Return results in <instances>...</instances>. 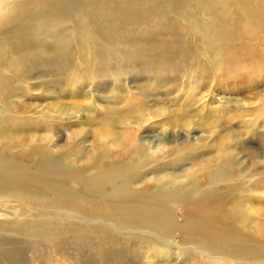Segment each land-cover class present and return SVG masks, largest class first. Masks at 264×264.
<instances>
[{"label": "bare ground", "instance_id": "1", "mask_svg": "<svg viewBox=\"0 0 264 264\" xmlns=\"http://www.w3.org/2000/svg\"><path fill=\"white\" fill-rule=\"evenodd\" d=\"M0 26V198L51 218L0 220V236H67L94 251L119 250L122 264H150L168 256L179 233L186 264H264V207L255 205L264 196V0H0ZM243 80L262 86L254 104L235 115L206 105L193 112L195 98ZM82 85L85 97L126 96L101 111L90 141L68 130L60 144L53 104L34 120L23 116L30 103L16 104V96L63 86L79 97ZM156 92L181 96L176 110L149 105ZM32 123L42 126L38 136L18 131ZM157 125L207 136L174 132L154 147L145 139ZM185 160L184 173L165 174Z\"/></svg>", "mask_w": 264, "mask_h": 264}, {"label": "rangeland", "instance_id": "2", "mask_svg": "<svg viewBox=\"0 0 264 264\" xmlns=\"http://www.w3.org/2000/svg\"><path fill=\"white\" fill-rule=\"evenodd\" d=\"M8 15H10V14H8ZM63 22H66V21H63ZM2 29L3 28L0 26V32ZM147 44L153 45L155 47H157L159 45L157 43H152V42H147ZM42 78L39 77L37 79L38 82H36V85H39L40 82H45V78H43V79ZM256 82L253 84H250L249 81L243 80V81H237V83H235V84L234 83L230 84L228 86V88L221 87L219 89H214L213 92L210 95L206 96L204 99H202V102H200V103H198L199 98L198 97L195 98L196 104L194 105L193 104L194 102H193L191 104L192 105L191 108L194 112L195 110L201 109L203 105L207 106V110L213 109V108L218 109V107H220L219 110L220 109H227L228 111H230V113L235 115V113H238V110H239V112H241L240 111L242 109L241 106L245 107V105H252V104H254V102H256L255 101L256 100L255 97H256V93H257L256 91H259L262 88V86H260L259 84H256ZM130 85H131V89L135 90V88H134L135 85L131 84V83H130ZM86 88L87 87L82 85L79 89H77V91L79 92V94H78L79 97H74L72 95V93L74 91L72 86H63L61 88L58 87L57 89H50L49 91H51V92L55 91L54 94H52V95L49 94V92H48V94L44 93V94L39 95L35 91L36 93H33V95L31 93H28L25 96L24 95L16 96L15 100L16 99L18 100V101H16V104L22 105V103H25L26 105H29V103H30L34 112L32 110V112L30 113L31 116L29 114H26V113H25L26 115L24 114L23 116L27 117V118L32 117L33 120L39 119L41 116L40 114L44 115L43 114L44 112H41L39 114V112L37 110H40L42 107L45 106V104H48V103L53 104L54 108L56 110L54 109V112L48 114V117H49V115L52 116V121H53L52 124H54L56 126H59L61 124L64 125L63 127L59 126V127H61V131L63 134V138H61V140H59L60 144L65 141V138L67 137L66 132H68V130H69V132H73V133L77 132L78 130H82V132L85 131L83 133L88 134V137H89L88 139L90 141V140H92L90 132L95 128V124L98 121L97 118H99L101 116L100 115L101 111L106 110L107 107H109V106H111L109 108H112L113 106L114 107L117 106V108H118V105L120 104L119 103L120 99L118 97L119 96L126 97V96H125L124 92L108 93L106 91V92L102 93L101 95L98 94V95H100L101 99H100V97H98L99 99H97L95 97H91L92 94H90V96L86 95L87 97H85V94L83 92L86 91ZM59 90H62L61 92H59L60 94L61 93L65 94V95L63 94V96H62V97L65 96L64 99L59 100V98H57L59 96L58 95ZM151 95L152 96L146 97V100H149V105H153V108L156 107V109L160 108V109H163L165 111L166 110L173 111V108H174V110H176L177 101H175V99L180 100V98H181V96L175 98L177 95L175 93H170V92L165 94L166 96L160 95L157 92L153 93ZM81 97H83V98H81ZM93 98H95V99L93 100ZM74 102H76V103H74ZM89 103H91L93 105H91ZM157 103H159V104L157 105ZM57 106L59 109L57 108ZM35 107H37V108H35ZM63 107H64V109H63ZM104 107H106V108H104ZM93 108H95V109H93ZM99 109H101V110H99ZM245 109H248V108H245ZM97 110H98V112H97ZM77 112H79V113H77ZM92 112L94 113L93 117L91 115ZM61 113H62V115H61ZM194 114H196V113H194ZM27 115H29V116H27ZM45 115L47 116V113H45ZM216 116H218V115H216ZM64 117H65V119H64ZM160 120H162V118H159L157 121H160ZM236 121L237 120L233 121L229 126H230V129L235 131V133H238L239 131H242L243 129L241 127L242 124L240 122H236ZM221 124L222 123L220 121V123H218V126H224L226 128L228 127V126H226L227 124H224V125H221ZM31 125L33 126V123ZM32 126L31 127L29 126V127L18 128V131L21 134L25 133L27 135V134L31 133V135H32L34 133L36 136H38L39 131L42 130V126H41V128H40V126H36V125L33 127ZM172 129L173 128H167L165 130L164 129L160 130V126L157 125V127H155L154 129H150L151 132H149V134L147 133V136L149 138L145 139V140H147L145 142L149 141L148 143L150 145H153L154 147H157L155 145H160L162 147L163 144H165L166 139H168V137L170 135H172L174 132H175V134H181V136H183L184 139L188 138L192 141H194L200 137L207 136L206 131L204 132L203 129H199V128L196 129V127L192 128L191 129L192 131H190L189 134H187V132L185 130H182V129H177V128H175L173 130ZM34 130L38 133H36ZM158 142H159V144H158ZM240 142L238 145H241ZM245 148H250V146L246 145ZM246 152L249 153L248 150L242 151V153L239 155V158L244 160L245 155L247 154ZM6 156H9V154H6ZM202 156H205V155H202ZM16 158H17V156H16ZM17 160H20V159L17 158ZM163 161H162V163H163ZM190 164H191L190 160H185V163L181 162L180 164L177 163L176 165H174L172 163L168 164L166 167H164L165 171H167V172H165V174L168 176V175L172 174L173 172L175 174H178L179 172L184 173V169H186V167H188ZM246 164H248V159H246ZM150 174H152V173H150ZM150 174L148 175L149 177H150ZM250 176L251 175H249V174L244 175L243 176L244 181H245V179L251 178ZM76 192H78V191H76ZM11 197H13V196H11ZM11 197L9 196L7 199L6 198L5 199L0 198V220H1V222L13 223L15 225L26 224V223L27 224H39L41 222H44L45 220L51 219V218L48 219L45 216H40L41 215L40 213H43L44 210L42 211V209H40L39 207L31 205V204H27L26 202H25V204L21 203V201L18 200L17 198H16L17 199L16 200V199H14V197L13 198H11ZM263 197H262V199L258 198L257 201H255V205L259 206L261 204L264 207V198ZM45 211L47 212L48 216L51 215L50 217H53V215L51 214L52 210L47 209ZM176 219L178 221H183V214L178 212ZM66 222H68V221L66 219H63L60 224H58L56 222H55V224H57L58 226H62L64 224H66ZM74 225H78V223L74 222ZM52 239H53L52 241L51 240L49 241L47 238H43L42 236L30 237L27 235L26 236L14 235L11 232L6 234V235H2V236H0V264H122L123 260H122V258H120L119 250H117L115 248L110 247V249H108L107 247H105L103 250H101L99 252L96 250L94 251L91 249H87L86 247H83L81 244L79 245L76 241L74 242L70 237H67V236L61 237L59 235L58 236L55 235V236H53ZM171 241L173 242L172 243L173 245H170L168 247L169 248V251L167 253L168 256L158 257V258L154 259V261H152L150 264H183V263L186 264L188 262V259L190 256L186 255V253H184V250H183V249H186L187 246L176 247V243L178 245V243H181L182 241H184L183 235L179 234V233H175L173 235V238ZM178 251H179V253H178ZM144 262H145V264L149 263L146 260H144ZM123 263H124V261H123ZM126 264H128V263H126Z\"/></svg>", "mask_w": 264, "mask_h": 264}]
</instances>
